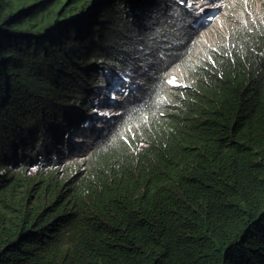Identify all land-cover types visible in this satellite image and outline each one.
<instances>
[{
	"label": "trees",
	"instance_id": "1",
	"mask_svg": "<svg viewBox=\"0 0 264 264\" xmlns=\"http://www.w3.org/2000/svg\"><path fill=\"white\" fill-rule=\"evenodd\" d=\"M171 1L0 0V264H264V0L204 39ZM134 59L160 75L93 119Z\"/></svg>",
	"mask_w": 264,
	"mask_h": 264
},
{
	"label": "clouds",
	"instance_id": "2",
	"mask_svg": "<svg viewBox=\"0 0 264 264\" xmlns=\"http://www.w3.org/2000/svg\"><path fill=\"white\" fill-rule=\"evenodd\" d=\"M225 2H227V0H185V3L172 0L171 4L162 11V14L165 15V19L161 14L165 29L164 33L173 34L174 31H177V34H183L187 30H192L194 32L195 29L202 28L204 25L208 24L209 21L210 23L219 20L221 23L224 22L223 18H227L229 9ZM188 4H190L191 7H188ZM207 4H209V6L206 7ZM260 5V3L257 4V6ZM181 25H183V27L179 29L178 27ZM143 49L144 48H140V51ZM176 69L177 67L170 70L169 80L174 77L171 72ZM110 71H113L112 73L117 76L115 81L111 78L113 74L111 75L109 73ZM166 72H168V70H165L163 73ZM160 73L159 68L153 60L146 61L134 59L133 61L108 62L102 67L100 75L101 83L94 89L97 96L91 100H94L96 104V99H98L99 106L122 109L120 106L126 100L130 104L135 103L142 94L139 93L143 86L154 76L160 75ZM175 79L176 82L179 81V79ZM113 84L115 87H113ZM95 104H93V106ZM120 114L116 113L112 115V118H102L100 120L105 122L111 121ZM103 121L100 122L104 124L105 122Z\"/></svg>",
	"mask_w": 264,
	"mask_h": 264
},
{
	"label": "rangeland",
	"instance_id": "3",
	"mask_svg": "<svg viewBox=\"0 0 264 264\" xmlns=\"http://www.w3.org/2000/svg\"><path fill=\"white\" fill-rule=\"evenodd\" d=\"M207 6H209V4H207L206 5V7ZM205 7V8H206ZM258 7H260V6H258ZM257 10H258V8H256ZM230 10H231V7L228 9V14H227V18H228V22H229V20H230V18H229V16H230V14H231V12H230ZM234 13H235V10H234ZM224 19V18H223ZM220 21V20H219ZM216 22V24H218V29H221L220 27L223 25V23L224 22ZM209 23H210V21H209ZM183 25H181L179 28H181ZM214 28V27H213ZM201 29H204V28H197V29H195V31L194 32H196L197 33V36L199 37H202L200 34H201ZM202 39H204L203 37H202ZM172 73V75L175 77V78H177V79H180V72H178V71H172L171 72ZM113 73H111V75H112ZM111 78H113V80L115 81L116 80V78H117V76L115 75V74H113L112 75V77ZM97 104V105H96ZM96 104L93 106V107H91L90 108V113H91V115L93 114V117H94V119L96 118V119H102V118H106V119H108L109 117L110 118H112V115H115L116 113H122V109H117V108H109V107H103V106H99L98 105V99H96ZM95 124H97V125H100V124H103V123H101L100 121H98V122H96ZM69 147H71V146H75L74 144H69L68 145ZM70 162H71V160L70 159H66V165H65V163H63V162H61V161H59L56 165H58L59 167H64V166H68L69 164H70ZM38 165H39V163H38ZM31 171L32 170H35V169H30Z\"/></svg>",
	"mask_w": 264,
	"mask_h": 264
},
{
	"label": "snow or ice",
	"instance_id": "4",
	"mask_svg": "<svg viewBox=\"0 0 264 264\" xmlns=\"http://www.w3.org/2000/svg\"><path fill=\"white\" fill-rule=\"evenodd\" d=\"M178 2H179V3H185V0H178ZM187 6H188V7H191L190 4H188ZM175 82H176L175 77H173L172 79H170V80L168 81L169 84H174Z\"/></svg>",
	"mask_w": 264,
	"mask_h": 264
},
{
	"label": "bare ground",
	"instance_id": "5",
	"mask_svg": "<svg viewBox=\"0 0 264 264\" xmlns=\"http://www.w3.org/2000/svg\"><path fill=\"white\" fill-rule=\"evenodd\" d=\"M96 22V21H95ZM132 27V26H131ZM183 27V26H182ZM34 28V27H33ZM179 28V27H178ZM151 29V28H150ZM143 33V32H142ZM121 37V36H120ZM258 51V50H257ZM55 53V52H54ZM116 55V54H115ZM257 57V56H256ZM87 58V57H86ZM244 68V67H243ZM73 71V70H72ZM113 71L110 72V74L112 73ZM17 79V78H16ZM12 81V80H11ZM114 81V80H113ZM115 83V82H113ZM114 85V84H113ZM27 87V86H26ZM115 87V86H114ZM29 89V88H28ZM31 100V99H30ZM33 103V102H32ZM260 110V109H259ZM38 138V137H37ZM5 144V143H4Z\"/></svg>",
	"mask_w": 264,
	"mask_h": 264
}]
</instances>
